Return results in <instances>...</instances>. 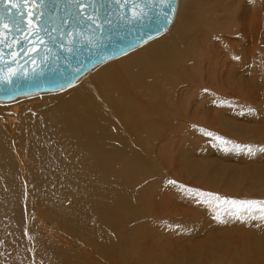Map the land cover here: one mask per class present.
<instances>
[{"label":"bare ground","instance_id":"obj_1","mask_svg":"<svg viewBox=\"0 0 264 264\" xmlns=\"http://www.w3.org/2000/svg\"><path fill=\"white\" fill-rule=\"evenodd\" d=\"M180 2L167 33L97 65L74 86L0 101V264H129L130 255L145 264L140 257L192 234L179 228L164 238L165 232L156 234L158 219L173 214L188 225L203 212L151 211L144 196L142 204L136 201L144 190L135 194L134 186L156 174L161 189H168L166 171L175 182L171 192L176 183L190 186L199 158L180 173V149L188 148L192 135L220 133L225 117L236 112L231 107L253 106L248 44L264 32V0H242L251 15L248 23L236 22L233 38L226 36L231 30L222 25L221 12L237 0ZM172 149L177 158L167 165L161 152ZM179 198L170 201L179 205ZM141 227L142 244H133L131 232ZM239 229L235 234L252 233ZM170 247L169 257L161 258L173 261L164 263L197 259L193 248Z\"/></svg>","mask_w":264,"mask_h":264},{"label":"rangeland","instance_id":"obj_2","mask_svg":"<svg viewBox=\"0 0 264 264\" xmlns=\"http://www.w3.org/2000/svg\"><path fill=\"white\" fill-rule=\"evenodd\" d=\"M180 1H179V8L181 4ZM241 3L242 5L240 7ZM245 4L247 3L242 2V0H237L235 4L233 5L231 4L229 7H226L225 10H222L221 16L226 17L225 19H222L223 22L222 25L225 26V29L231 30L230 33L226 31L227 37L232 36L233 38V33L236 30H238L237 28L238 24H236V22L241 21L242 25L243 23H248L247 21L249 20V17L251 15L249 11L250 5L248 4L247 7ZM177 18H178V14L176 19ZM175 22L173 23L171 28L175 25ZM168 31H166L165 33H167ZM165 33H163L162 35H164ZM240 42L243 43L244 45L248 44L247 41L244 39H241ZM253 44L258 45L257 50H254ZM250 46H251V51H250L251 58L249 59L251 62L248 63V65L251 69L250 75L254 80V83L251 87L253 91L251 99L252 100L255 99L253 100L254 104L253 106H249L248 103L241 102L239 104L240 107H238V109L235 107H231L229 111L236 109V112L232 116L228 115L227 117H225L222 124V126L223 125L224 126L221 127L222 129L220 130V133L219 131H217L218 133L214 132L206 135H201V134L192 135L190 137L192 140L190 141L189 145H187L188 148L185 146V149L182 148L180 149L182 152V153L180 152L181 155L183 154L181 162L179 164V166H181L183 170H180L178 168V171L180 173L181 172L183 173L186 169H188L191 166L190 164H193L195 159L199 158V164L195 160V166H197V169L192 173L193 174L192 177L190 175L189 178L190 186H186V184L183 183L181 184L176 183L178 184L177 185L178 187L175 184V188L171 192L170 186H172L171 185L172 183L170 184L169 180L170 181L172 180L168 178L169 175H167L168 174L167 171L164 174L168 177L167 179L162 181V184L164 185V183H166L165 185H169L168 189H166L167 187L161 189L157 181L159 178H156V174H153L151 175V177L149 176L148 178L142 180L140 182V185L134 186V189L137 188V190H135V194H140L144 190V193L136 197V201L141 203L142 197L144 196L148 200L147 207L151 211L160 210L158 208H162V210L165 211H171V210H175L177 207L181 211H183L186 210L188 207L187 209L188 213H186L188 217L190 215L195 216L198 213L203 212L200 218L201 220L198 219L200 223L198 221L196 223L189 221L187 222L188 225L184 222L179 223L175 219L173 214L171 215L167 213H165L166 215L163 214L162 216L164 217L169 216V218L161 219V220L158 219V223L157 222L156 223L159 224V226L162 229L159 227V230L156 234L158 233L163 234L165 232V234H163L165 236L163 237L167 238L169 237V234L167 233L169 230L175 232V229L177 230L179 228L185 229V231L187 230L186 234L188 232H191L192 234L189 235L188 239H183L182 241H178L177 240L179 239L178 237L175 238L174 240L178 241L177 244L176 241L174 242L169 241L170 243L166 241L167 251H166V247H164L165 244L164 242V244H162L163 249L159 253H154V255L149 257L150 259L148 258V256L140 257V259L142 258L141 261L145 264L156 263V260L159 257L160 259H162L161 257L168 256V250L172 249V247L170 246L173 247L177 246V248H179L181 251L184 248L187 250L193 248L192 250H190V252H193L191 253L192 256H194L197 259L191 262L180 261V264H193V263L194 264H264V219L259 218L261 215L259 210H253L251 214H246L243 210H241L240 211L241 219H237L235 218L234 215L229 214L236 212L238 209H240L239 204L234 206L231 204V201H237V202L248 201V200L264 201V152L260 151V149L264 148V54L261 53L262 50L264 52L263 31L260 33V36L256 42H251V45L248 44V47ZM27 97H31V96H27ZM20 99L14 101L12 100L10 102H15ZM224 106L225 108H227V105ZM255 137H261L263 140L257 141ZM189 147H190L189 150L190 153L186 151L187 149H189ZM249 148L252 149V152L254 154L250 155L248 153ZM161 154H162V158L165 160V163L167 165L171 163L173 164L177 158L176 150L173 149L162 151ZM188 156H190L191 158H189ZM188 159L192 162H189ZM200 159L202 160V162ZM153 169H157V168L154 167ZM182 184L184 187L181 186ZM139 188L141 189L139 190ZM153 190H155V192ZM186 191L188 192L187 193L188 195H186V193L184 194V192ZM189 195L191 196V198L189 197ZM198 195L200 196L198 197ZM186 196L189 197L190 199L188 200ZM175 197H180L178 200L184 202L179 203L178 205L170 201L171 198H175ZM196 197H198L197 198L198 201L196 199H193ZM203 198L205 200V201L203 200L204 202L201 200ZM191 199L193 200L191 201ZM195 200L197 201V203ZM193 201L195 202V204H193L194 203ZM207 201L208 203H205ZM165 202L166 204H164ZM157 204L159 206H157ZM209 209L213 211L209 212ZM217 217H220V219L226 221V223H221L217 219ZM252 217H256V218H252ZM217 221L220 223H218ZM238 222H242L237 225L238 230H240L239 227H241L242 229L244 225V227L246 226L248 229H251L252 233H248L247 230L243 229L242 235L235 234L237 229L236 224ZM200 225H202V227ZM197 226L198 228L196 229ZM141 230L142 227L137 228L133 232H131L133 236L134 235L137 236V237L134 236L136 242L133 244H138V245L142 244ZM196 232H198L201 235L198 236ZM223 232L224 234L226 232V235H224ZM222 235H224L225 237ZM138 237L139 240L137 239ZM132 239L129 238L130 243H132ZM189 240L191 241L192 245L191 243L189 244ZM212 240L213 241L216 240V242L212 243ZM193 243L196 246H194ZM217 243L218 244L220 243V245H218ZM184 244L186 246H184ZM208 251H210V253ZM155 252H158V250ZM205 252H207L206 254L207 258L206 255H204ZM156 254H158L157 258L155 257ZM128 255L129 254H127V256ZM128 258L130 259V261L128 262L129 264H135V262L136 264H138L140 262L139 259H137L136 257L134 258V256L132 255L128 256ZM166 260L167 259H162L161 264H167L164 263ZM168 261L172 263L173 258H169L167 262ZM125 264H127L126 261Z\"/></svg>","mask_w":264,"mask_h":264},{"label":"water","instance_id":"obj_3","mask_svg":"<svg viewBox=\"0 0 264 264\" xmlns=\"http://www.w3.org/2000/svg\"><path fill=\"white\" fill-rule=\"evenodd\" d=\"M156 2L159 6L160 0ZM54 3H60L63 7L67 0H49V5L44 11L48 12ZM105 3L107 5V0ZM178 6L179 0H170V6L163 9L168 13L170 23L158 24L145 21L128 24L127 16L124 20H121L120 16L129 12L130 8L112 5L111 25L106 26L102 31L98 29L93 31L87 22L76 26L74 46L68 43V36L72 34L71 29L60 23L59 17L64 15L61 10H57V15L51 19L48 15L44 16L42 22L44 30L40 32V36L45 40V44L35 45L39 51L32 50V43L24 40L21 31L14 29L8 32L6 44H0V57H2L0 78L8 77L11 82L0 79V101H12L19 97L71 86L97 65L163 33L173 23ZM9 10L12 16L17 15V9L0 2V17L10 23ZM36 19L39 20V17ZM24 27L25 25L21 24V28ZM14 39L20 43L14 44ZM68 47H72L71 52L67 50ZM12 72L16 75L12 76Z\"/></svg>","mask_w":264,"mask_h":264},{"label":"snow or ice","instance_id":"obj_4","mask_svg":"<svg viewBox=\"0 0 264 264\" xmlns=\"http://www.w3.org/2000/svg\"><path fill=\"white\" fill-rule=\"evenodd\" d=\"M0 2L17 9L16 16H12L9 10L10 23L5 22L3 17H0V44H6L7 33L15 29L21 31L24 40L32 43L33 51H39L35 47L36 44H45V40L40 36V32L44 30L42 27L44 16L48 15L51 19L57 15V10L64 12V15L59 17L60 23L62 26L71 29L72 34L68 36V43L73 46L76 44V40L74 39L76 26L83 25L87 22V25L93 31L97 29L102 31L106 26L111 25V17L113 14L112 5L118 6L119 8H130L129 12L123 13L120 16L121 20H124L127 16L128 24L144 23L145 21L158 24L170 23L168 13L163 11L165 7L170 6V0H160L159 6L156 0H107V5L105 0H67L66 5L63 7L60 3H54L48 12H45L44 9L48 7L49 0H0ZM21 5H23V8H21ZM37 17H39V20L36 19ZM21 24L25 25V27L21 28ZM13 43L18 45L20 42L14 39ZM7 46L12 47V45ZM67 50L71 52L72 47H68ZM0 60H2V57H0ZM11 75L15 76L16 73L12 72ZM0 79L9 83L11 82L8 77H2ZM260 151L264 152V148L260 149ZM248 153L250 155L254 154L251 148L248 149ZM169 183L174 184L175 182L169 181ZM231 204L234 206L237 204L240 205V209L236 212L229 213L237 219H241V210L246 214H251L253 210H259L261 213L259 218L264 219V201H231ZM217 219L221 223H226L220 217H217Z\"/></svg>","mask_w":264,"mask_h":264}]
</instances>
